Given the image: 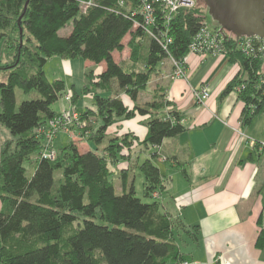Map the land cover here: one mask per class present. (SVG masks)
<instances>
[{
	"label": "trees",
	"instance_id": "trees-1",
	"mask_svg": "<svg viewBox=\"0 0 264 264\" xmlns=\"http://www.w3.org/2000/svg\"><path fill=\"white\" fill-rule=\"evenodd\" d=\"M79 1L0 0V40L4 36L11 43L26 31L35 42L31 51L17 46L18 57L5 68L6 80L0 79V124L14 141L4 139L0 146V264H174L188 258L178 241L183 237L195 243L198 226L188 227L172 217L162 201L152 197L154 191H164L163 175L153 160L162 140L186 127L165 89L150 90L148 84L163 60L184 57L205 24V5L196 3L168 17L160 4H153L155 21L146 26L142 15L134 12L138 0L121 5L118 0H93L84 12ZM66 25L70 31L62 36L59 31ZM223 44L227 61L240 67L219 96L243 83L236 98L242 102L241 124L246 125L264 113V61L244 54L232 35ZM124 48L128 55L115 60ZM54 55L104 66L95 81L87 72L89 83L82 92H91V106H77V133L49 159L41 155V132L57 113L51 105L65 91L63 80H49L43 71L47 58ZM113 85L132 105L113 91ZM16 87L32 98L16 105ZM142 92L150 95L137 102ZM135 115L147 128L142 140L127 132L107 133L112 123ZM134 147L154 151L140 160L132 157ZM123 160L128 165L118 169L116 187L112 168ZM176 166L186 176L182 163ZM135 167L143 176L146 201L135 195ZM258 230L259 249L264 246V229Z\"/></svg>",
	"mask_w": 264,
	"mask_h": 264
},
{
	"label": "crops",
	"instance_id": "crops-1",
	"mask_svg": "<svg viewBox=\"0 0 264 264\" xmlns=\"http://www.w3.org/2000/svg\"><path fill=\"white\" fill-rule=\"evenodd\" d=\"M54 57L58 56L47 58L44 74L49 60ZM58 58L56 63L60 69L46 76L49 80H63L66 88L73 87L75 94H78L76 84L80 85V90L87 85L88 71L97 73L104 66L103 63L96 66L80 57ZM186 68L187 72L190 71L189 77L187 73L186 79L168 80L164 90L165 97L183 114L182 122L186 129L177 136L166 137L159 145L161 162H168L175 169L171 176L161 173L165 177L164 209L188 227L198 226L197 241L191 243L182 237L178 241L180 250L191 264H264V246L255 247L258 229H264V150L254 147V142L264 143V139L251 140L250 137L254 136L250 134L249 127L241 125L242 104L235 95L229 106L218 105L214 100L232 73L236 72L231 64L221 56L192 54L188 56ZM196 69L198 74L193 76ZM82 76L84 78L80 80ZM199 86L210 92L206 109L197 104L189 93V89ZM113 91L125 103L132 105L116 85H113ZM88 97L92 103L91 96ZM143 100L145 98L138 97L137 102ZM79 101L78 98L75 106H91V103L83 105ZM51 107L58 112L69 106L63 100ZM256 117L253 116L251 123L259 119ZM142 123L143 118L139 115L131 119L121 118L111 124L107 133L120 135L127 132L142 140L147 129ZM4 139L7 138L0 137V146ZM133 151L132 157L144 159L154 150L152 147L145 151L134 147ZM178 162L185 168L186 176L176 166ZM126 165L120 161L115 167Z\"/></svg>",
	"mask_w": 264,
	"mask_h": 264
},
{
	"label": "rangeland",
	"instance_id": "rangeland-1",
	"mask_svg": "<svg viewBox=\"0 0 264 264\" xmlns=\"http://www.w3.org/2000/svg\"><path fill=\"white\" fill-rule=\"evenodd\" d=\"M196 3L200 4V5H203L204 6V3L200 0H195ZM204 12H205V16H204V23L206 24V26L209 28V29H214L216 28L217 26V23H215L209 13L207 12V9L205 7L204 9ZM23 31V29H22ZM25 31V30H24ZM70 31V25H66L65 27H62V29L59 31L60 35H64V34H67L68 32ZM25 34L23 35V37L20 36V34L17 36L15 35V38L18 39V41H16V39L13 37V42H9V40L6 42L5 41V38L4 36L1 34V46H0V79L5 81L6 80V70L5 68L8 66L9 63L13 62V60H15L19 53H17L16 49H17V46H18V49L22 50V48L24 46H28V49L31 51V50H34L35 49V42H33V40L30 38L28 39V34L27 32L25 31L24 32ZM228 34V31L227 33ZM228 35H231V34H228ZM235 36V35H234ZM129 37H125V40L124 42H126L128 40ZM17 49V50H18ZM129 53V50L128 49H125L116 53L115 54V60H118L119 59H123L124 57H126ZM189 55H192V54H185V59L184 60H178V59H174L175 63L172 61L171 58H167L165 60H163V62L160 64V69L158 74L156 73H153L152 76H151V79H150V82L148 84V89L150 90H153L154 91H158V87H161V91L165 89L166 87V83L168 80H175L176 78H181V79H186V74L188 73V77L190 75V71L188 70V72L186 71V64H187V59H188V56ZM195 55V54H193ZM198 55V54H196ZM200 56V55H199ZM214 57H219L218 55L217 56H214ZM222 58H224V60L228 63V64H231L232 68L236 69V71L239 69L240 66H238V63L237 62H228L227 61V55L226 53H224L222 56ZM184 58V57H183ZM209 59V58H208ZM264 61V59H263ZM56 62H59V58L58 57H54L53 59L49 60L48 62V65L46 66V74H49L51 75L53 73V71H58L60 68H59V63H56ZM178 69H182V73L180 74H177V70ZM93 74V78H92V81H95L96 80V75L97 73H95L94 71L90 70ZM197 69L193 71V76L196 74H198V71ZM235 71L232 73V75L230 76L229 78V81L230 79L232 78V76L235 75ZM263 81H264V62H263ZM192 75V74H191ZM197 76V75H195ZM84 77L82 76L80 78V80H82ZM86 79H87V83H89V80H88V77L86 75ZM228 81V82H229ZM76 84V83H75ZM227 84V83H226ZM225 84V85H226ZM91 86V85H90ZM240 86L243 87V83L241 84H238V85H235L233 86L232 88V91H230L229 94H227L226 96H224L223 98L220 99V91L219 93L217 94L216 98H214V100L218 103V105H231L232 103V99L231 98H234V95L236 96V93L240 92L241 89H240ZM199 88H204L206 89V87L204 86H199ZM238 89H240L238 91ZM189 93L192 97V99L197 103L199 104L200 106H202L203 109H206L207 107V103H208V98L210 96V92H209V95H208V98L205 99L204 101H196L195 98H194V95H193V91L192 89H189ZM76 91L78 94H75L74 93V89L73 87H69V88H66V84H65V91L62 93V95L56 100L55 104H59V102H66L68 104L69 107H67L66 109L65 108H62L60 111H56V115L55 116H59L60 119H57L56 123L53 122L52 124L53 125H50L51 122H47L45 124V129L42 130L41 134H42V137H41V140H43L44 142H46V145H45V150L46 149H52L54 152L53 154V158L56 157L57 155V152H58V148L60 145H64V144H67L68 141H69V138H71L75 133H77L76 128H75V125L77 126L78 125V121H79V113H76L78 111L77 110V106H75V103H76V100L79 98L80 101L79 103L83 104V105H88L91 103V99L88 97V96H91L92 98V94L90 91L84 93L82 92V90H80V85L79 84H76ZM207 91H209V89H207ZM79 92L81 93V96H79ZM70 94L69 98H66V95L67 94ZM150 94L146 93V92H142L139 97L140 99L143 97V98H148ZM68 96V95H67ZM15 97H16V105H18L22 99H25V98H32V95H27L25 93L22 92V90H20L18 87L15 88ZM63 99V100H62ZM238 99V98H236ZM240 101V99H238ZM58 102V103H57ZM242 104V102H241ZM67 111H70L71 112V118L70 119H65L64 117H62L61 115L62 114H65ZM74 113H76V116H74ZM241 115V114H240ZM256 118H259V119H254L255 121H253V123H249V124H241V125H245V127H249V131H250V134H253L254 137H250L251 140H254V139H257L259 141L263 140L264 139V113H260L259 115L257 114V117ZM182 121V120H181ZM239 121H240V118H239ZM84 124V122L81 123V125ZM49 125L51 126L49 128ZM72 127V128H70ZM58 128V129H56ZM0 137L3 139V138H7V139H10L11 143H13V136L11 135L10 131H8L5 126H3L2 124H0ZM55 131V132H54ZM54 132V133H53ZM53 133V134H52ZM57 134V136H56ZM62 134V135H61ZM49 135H52L50 136L51 138H49ZM5 136V137H4ZM56 136V138H55ZM55 138V139H54ZM255 143L254 142V147L256 148H261L264 150V145L263 143H260L259 146H255ZM81 144V143H80ZM263 145V146H262ZM84 145H79V147H83ZM155 148V147H154ZM157 155H156V159L153 160V163L155 165L158 166V168H160V171L161 173H163L164 175L168 176V175H172L173 171H175V169L173 167L170 166V164L167 163H164V162H161V156L159 154V149H160V146L157 147ZM38 156L37 153H35V155L33 156L32 160H34L36 157ZM52 158V159H53ZM140 160L143 159V157H139ZM159 159V160H158ZM164 160V158H163ZM122 163L124 162L125 164L127 163V161L123 160L121 161ZM27 165V163H26ZM128 165V163H127ZM126 165V166H127ZM116 166V165H115ZM113 166L112 170H113V174H114V181H115V184H116V187H118V169L117 167ZM124 168V166H123ZM132 172H133V180H134V191H135V195H137L138 197H140L143 201H146L147 199L143 197V191H142V183H143V176L141 174V172L135 168H132ZM28 172H30V168L28 170ZM163 178H165L163 176ZM118 188H116V192H118ZM163 192H160V191H154L152 193V197L154 198H159L160 201L162 202H166L165 201V198H166V195H162ZM180 246V244H179ZM182 247V246H181ZM183 260H187L188 262H190V260L188 258L186 259H182L179 261H183ZM191 264V262H190Z\"/></svg>",
	"mask_w": 264,
	"mask_h": 264
},
{
	"label": "built area",
	"instance_id": "built-area-1",
	"mask_svg": "<svg viewBox=\"0 0 264 264\" xmlns=\"http://www.w3.org/2000/svg\"><path fill=\"white\" fill-rule=\"evenodd\" d=\"M127 1H130V0H127ZM177 1L179 0H149V1L148 0H138L137 6H136L137 10L134 12L142 15L143 23L146 26H148L155 21L156 6H152L153 4H160L162 9H165L166 14H168V17L169 15H172V12L178 9H182V8L189 9V8H192L196 4L195 0H188L189 2H186L183 0L179 2ZM118 2L121 5L123 4L124 0H118ZM90 6H93V0H80L79 1V7L82 12H84ZM218 28H219V25H217L216 28L212 30V29H209L206 26V24H204L195 33V36L191 39L190 43L188 44L189 47L186 53L187 54H198L200 56H205L206 54H210L212 56H217V55L222 56L224 53H226V48H225V45L223 44V39L227 37L228 34H231L232 36L234 35L230 32L226 34L227 32L223 31L225 35L223 37L222 33H220L219 30H217ZM234 38H235V44L237 48L240 49L244 54L248 55L249 57L252 56L253 58L264 59V39L263 38H260L256 35H250V37L234 36ZM184 59H185V55H184V58H182V60ZM172 61L175 63L174 59H172ZM182 72H183L182 69L177 70V74H180ZM242 88L243 87L240 86V89ZM240 89H238V91ZM192 91H193L192 93L196 101L198 100L201 102L208 98L209 91H207V89L197 88V89H192ZM67 95H66V98H69L70 94L68 93ZM76 113H74V116H76ZM71 115H72L71 112L67 111L65 114H62L61 116L67 120L71 118ZM57 119H60L58 115L53 117L51 120H49L48 123L51 122L50 125H53L52 123L53 122L56 123ZM50 125H49V128L51 127ZM50 136L52 135H49V138H51ZM46 142H44V146L41 149L42 151L41 155L44 158L47 157L49 159H52L55 151H53L52 149L45 150L44 147L46 145ZM174 264H190V262H188L187 260H183V261H177Z\"/></svg>",
	"mask_w": 264,
	"mask_h": 264
},
{
	"label": "water",
	"instance_id": "water-1",
	"mask_svg": "<svg viewBox=\"0 0 264 264\" xmlns=\"http://www.w3.org/2000/svg\"><path fill=\"white\" fill-rule=\"evenodd\" d=\"M200 1L204 3L211 19L219 25L217 30L223 37V31H228L236 37L256 35L264 39V0Z\"/></svg>",
	"mask_w": 264,
	"mask_h": 264
}]
</instances>
